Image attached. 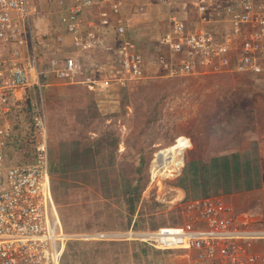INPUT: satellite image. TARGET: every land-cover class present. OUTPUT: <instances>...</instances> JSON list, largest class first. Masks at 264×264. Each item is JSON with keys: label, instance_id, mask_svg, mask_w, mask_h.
I'll return each mask as SVG.
<instances>
[{"label": "built area", "instance_id": "1", "mask_svg": "<svg viewBox=\"0 0 264 264\" xmlns=\"http://www.w3.org/2000/svg\"><path fill=\"white\" fill-rule=\"evenodd\" d=\"M40 1L0 0V264H62L69 242L89 239L65 230L54 200L49 76L94 93L144 80L151 67L170 77H264V0H148L170 8L153 53L131 33L126 0H46L74 53L45 66L31 26ZM122 236L187 264H264V201L238 212L205 197L187 205L182 224Z\"/></svg>", "mask_w": 264, "mask_h": 264}, {"label": "rangeland", "instance_id": "2", "mask_svg": "<svg viewBox=\"0 0 264 264\" xmlns=\"http://www.w3.org/2000/svg\"><path fill=\"white\" fill-rule=\"evenodd\" d=\"M141 5L148 8L145 15L136 11ZM168 9L148 0L125 1L131 33L152 53L165 31L160 20ZM31 26L43 41L42 66L73 55L70 37L49 6L33 15ZM86 65L91 69L90 62ZM153 72L151 67L144 80L125 87L113 83L95 93L84 85L47 79L43 96L55 204L68 233L89 237L69 242L65 264H187L122 234L182 224L187 205L205 198L203 192L223 197L209 188L213 178L225 179V172L217 170L221 178L211 176L204 160L232 153L235 140L247 146L245 159L259 167L264 190V77L224 73L184 78ZM194 161L196 175L188 171ZM161 167L162 175L154 177L153 170L157 174ZM182 167L178 177H167ZM261 195L239 211L259 207Z\"/></svg>", "mask_w": 264, "mask_h": 264}, {"label": "crops", "instance_id": "3", "mask_svg": "<svg viewBox=\"0 0 264 264\" xmlns=\"http://www.w3.org/2000/svg\"><path fill=\"white\" fill-rule=\"evenodd\" d=\"M44 6L45 7L49 6L51 12L53 11L55 13H58L56 10L57 7L53 3H47L46 0L40 1L39 8L42 10ZM238 141L239 140L233 141V152L232 153L212 155L210 158L211 160L209 161L204 160V165H205L204 170L205 171L207 170V172H209L211 176H214V174H216L214 177L219 176V178H221L220 177L221 173L218 174L217 170L219 172H221L222 170L225 172V175H226L225 179L224 178L219 179L220 180L219 182L218 178H215V179L213 178V181L215 183L209 189H213L219 192L218 194L223 195V197L220 196V198H222L227 204L234 207L236 211L240 212L239 210H241L242 208H245L244 207L245 204L247 205L249 203L253 204V202L250 200L251 197L262 196L261 193H263L264 190L262 186L263 184L260 182V179L257 176L258 169L256 168H259V167H256V166L253 167V161L249 160L248 158L245 159V157L248 156V153L246 151L248 148L245 144H242L241 142H238ZM190 165L191 167L188 171L192 175H196L197 170L199 169H197L195 161L191 163ZM183 168L184 167L181 168V171ZM181 171L180 170L177 171V169L175 168L170 171L167 177L173 178L177 176L179 173H181ZM229 173L232 174L231 178H229L228 176ZM207 190H208V187L206 186L204 191H207ZM203 195L207 197V194L204 192H203ZM248 196L250 197L249 199H248ZM248 201H251V202H248ZM261 201H264V199H262ZM106 236L112 237L111 234L105 235V237Z\"/></svg>", "mask_w": 264, "mask_h": 264}, {"label": "clouds", "instance_id": "4", "mask_svg": "<svg viewBox=\"0 0 264 264\" xmlns=\"http://www.w3.org/2000/svg\"><path fill=\"white\" fill-rule=\"evenodd\" d=\"M163 5H165V4H163ZM166 7H168V5H165ZM169 8V7H168ZM148 11V10H147ZM169 13H170V8L167 10V14H166V18H165V20L168 18V16H169ZM164 18H162L161 20H160V27H163L164 26V28L166 27V25H165V22H163L162 20H163ZM143 245H146V244H143ZM158 251V250H157ZM162 252V251H161ZM169 253V252H168Z\"/></svg>", "mask_w": 264, "mask_h": 264}, {"label": "trees", "instance_id": "5", "mask_svg": "<svg viewBox=\"0 0 264 264\" xmlns=\"http://www.w3.org/2000/svg\"><path fill=\"white\" fill-rule=\"evenodd\" d=\"M16 146H18V144L16 143L15 144ZM9 156H11L12 157V154H10ZM226 167V166H225ZM69 234H71V233H69ZM73 242V241H72ZM70 243H68V245H67V248H66V251H65V254H64V256H63V260H62V264H65V259H66V255H67V252H68V250H71V248H70V245H69Z\"/></svg>", "mask_w": 264, "mask_h": 264}, {"label": "bare ground", "instance_id": "6", "mask_svg": "<svg viewBox=\"0 0 264 264\" xmlns=\"http://www.w3.org/2000/svg\"><path fill=\"white\" fill-rule=\"evenodd\" d=\"M183 170V169H182ZM181 173H182V171H181ZM181 173H179L177 176H175V177H178Z\"/></svg>", "mask_w": 264, "mask_h": 264}]
</instances>
